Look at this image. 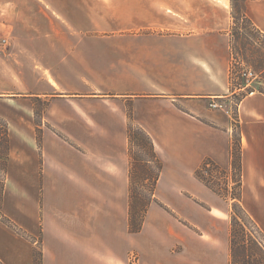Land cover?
<instances>
[{"label": "crops", "instance_id": "0c3cea01", "mask_svg": "<svg viewBox=\"0 0 264 264\" xmlns=\"http://www.w3.org/2000/svg\"><path fill=\"white\" fill-rule=\"evenodd\" d=\"M227 4L0 0V119L9 138L2 213L40 236L42 264H131L134 253L139 264L141 253L168 264L155 238L164 229L158 202L141 231L128 232L129 111L162 161L157 185L180 183L205 158L228 169L236 123L241 204L264 212V77L263 92L236 105V120L207 107H227L233 94ZM242 11L264 38V0H244ZM33 248L0 221L3 264H33Z\"/></svg>", "mask_w": 264, "mask_h": 264}, {"label": "rangeland", "instance_id": "374dc122", "mask_svg": "<svg viewBox=\"0 0 264 264\" xmlns=\"http://www.w3.org/2000/svg\"><path fill=\"white\" fill-rule=\"evenodd\" d=\"M227 2L231 25L233 21L237 23L235 31H231L230 28L231 53L233 57L244 62L254 72L263 74L264 39L240 20L243 14L244 0H227ZM255 87L262 89L259 83L255 84ZM230 102L227 108L233 119L236 120L235 104L238 101L233 96ZM218 104L225 105L224 103ZM34 105L35 114L39 115L42 110V102L35 101ZM207 107L213 109L209 107V103H207ZM237 131L238 129L233 127V137L237 135ZM135 151L137 152L136 149ZM179 182L177 184L169 183L168 180L162 178L155 193L161 207L158 204L156 206L163 213L159 219L164 223V229L155 234V238L157 242L163 243L164 255L166 257L168 255V264H228L230 205L207 192L193 178V173L187 170ZM248 213L264 232V212L255 215V212L248 210ZM157 218L155 216L154 220ZM26 235L28 236V234ZM27 241L34 245L33 250L37 251L38 256L41 251L40 236H28ZM143 241L142 238H139V244H142ZM140 256L146 260L145 264H151L148 257L143 258L144 254L141 253ZM130 263L139 264L138 256L135 253L130 256Z\"/></svg>", "mask_w": 264, "mask_h": 264}, {"label": "trees", "instance_id": "16d2710c", "mask_svg": "<svg viewBox=\"0 0 264 264\" xmlns=\"http://www.w3.org/2000/svg\"><path fill=\"white\" fill-rule=\"evenodd\" d=\"M240 20L263 38L244 13L241 15ZM236 26L237 23L233 21L231 31H235ZM258 91L263 92L262 89H258ZM127 117L129 121L127 127L129 160L128 232L136 234L142 229L150 205L157 203L155 190L163 164L155 151L152 138L141 127L132 122L130 111ZM232 124L233 127H238L236 123ZM8 154V126L0 119V221L19 236L23 237L25 235V239H28L25 232L17 228L2 213ZM193 176L195 180L230 205L228 264H264V232L241 204L242 148L239 131H237L236 136L232 137L230 166L228 169L221 168L210 158H205L194 171ZM38 254L39 257L34 249L33 264H42V252L40 251ZM0 264L3 263L0 261Z\"/></svg>", "mask_w": 264, "mask_h": 264}, {"label": "built area", "instance_id": "2783aa9c", "mask_svg": "<svg viewBox=\"0 0 264 264\" xmlns=\"http://www.w3.org/2000/svg\"><path fill=\"white\" fill-rule=\"evenodd\" d=\"M263 75L264 73L258 74L254 72L244 62L239 61L237 58L233 57L232 55L231 67H230V82H231V86L233 87L232 97L234 96L235 99H237V101L240 102V100L244 96L254 94L256 90L258 91L257 87H255V84L258 83L260 84L261 80L264 77ZM238 102L235 105H237ZM209 107L213 109L220 108L222 110L227 108L225 105L223 106L222 104H218L215 102H210Z\"/></svg>", "mask_w": 264, "mask_h": 264}]
</instances>
